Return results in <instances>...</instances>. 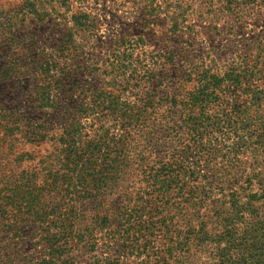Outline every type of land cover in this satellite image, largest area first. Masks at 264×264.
<instances>
[{
  "label": "trees",
  "instance_id": "trees-1",
  "mask_svg": "<svg viewBox=\"0 0 264 264\" xmlns=\"http://www.w3.org/2000/svg\"><path fill=\"white\" fill-rule=\"evenodd\" d=\"M170 4L182 46L135 58L132 45L109 50L95 75H116L89 82L91 93L67 68L64 106L49 91L42 116L0 126V148L7 137L20 146L15 179L0 186V224L46 227L48 249L100 243L111 253L104 264H264V30L196 49L183 36L196 34L193 6ZM201 6L213 19L261 14L264 0Z\"/></svg>",
  "mask_w": 264,
  "mask_h": 264
},
{
  "label": "rangeland",
  "instance_id": "rangeland-1",
  "mask_svg": "<svg viewBox=\"0 0 264 264\" xmlns=\"http://www.w3.org/2000/svg\"><path fill=\"white\" fill-rule=\"evenodd\" d=\"M171 1L0 0L2 130L14 126L19 114L26 119L42 116L41 113L47 108L44 99L48 97L49 91L57 94L61 100L60 106H64L66 98L58 82L63 77L61 71L67 68L73 69L76 74L74 79L78 88L91 93L89 89H92V84L101 85L102 79L106 84L116 75H95L99 66L105 67L99 63L108 59L109 50L132 45L135 58L143 52L182 46L178 45L177 34L170 30L171 21L164 13L173 14ZM183 1L189 2L194 8L187 19L196 31L195 35L186 32L183 36L196 49L203 46L229 47L235 44L234 40L241 43L246 37L257 36L264 30V9L258 14L257 9L250 8L247 11L251 13L240 16L217 13L211 19L209 14L201 13L202 0ZM152 3L162 6L157 15L145 13L146 6ZM210 23L218 25L220 34L211 29ZM69 35L72 39H69ZM125 44L127 46H123ZM70 46L72 48L67 51ZM55 71L56 77L51 75ZM96 78L101 80L97 81ZM89 82H92L91 85ZM2 142L0 186H4V181L8 179H15L18 171L15 153L20 151V146L15 148V137L4 138ZM12 187L8 185L7 191ZM8 223L3 221L0 224V264H104L102 260L111 254L100 243L95 249L86 252L48 249V238L42 231L46 227L28 221L16 224L15 232H12ZM125 258L121 259L120 264H137L136 260L131 262Z\"/></svg>",
  "mask_w": 264,
  "mask_h": 264
}]
</instances>
